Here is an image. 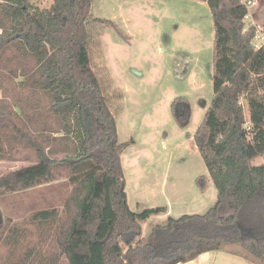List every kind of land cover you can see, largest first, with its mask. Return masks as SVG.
Segmentation results:
<instances>
[{
    "label": "trees",
    "instance_id": "trees-1",
    "mask_svg": "<svg viewBox=\"0 0 264 264\" xmlns=\"http://www.w3.org/2000/svg\"><path fill=\"white\" fill-rule=\"evenodd\" d=\"M196 1L213 23V95L193 140L216 200L202 214L167 217L140 240L141 223L166 209L136 213L127 204L120 156L132 141L118 142L87 44L88 25L111 22L89 18L91 0H52L47 9L0 0V70L29 93L24 105L0 99V162L25 164L0 175V197L70 186L62 213L28 219L47 230L45 240L54 234L56 253L32 249L19 264H184L228 246L264 264V45L253 44L242 0ZM181 107L189 103L177 98L170 109L178 123ZM197 184L204 190L207 181ZM2 221L0 213V229ZM7 233L0 244L17 246V228Z\"/></svg>",
    "mask_w": 264,
    "mask_h": 264
},
{
    "label": "rangeland",
    "instance_id": "rangeland-1",
    "mask_svg": "<svg viewBox=\"0 0 264 264\" xmlns=\"http://www.w3.org/2000/svg\"><path fill=\"white\" fill-rule=\"evenodd\" d=\"M29 4L47 9L52 0H29ZM263 10L264 0L249 8L260 15ZM89 18L111 22L88 25L87 44L91 68L116 119L118 142L132 141L120 156L128 207L136 213L166 209L141 223L139 239L145 240L151 228L167 217L202 214L216 200L215 187L193 140L213 95L210 11L205 2L196 0H91ZM244 22L247 27L250 19ZM263 40L264 24L258 27L253 44L261 45ZM7 73L0 70V99L24 105L29 93L16 86L20 78ZM177 98L189 103L179 110V121L185 126L170 110ZM261 163L262 158H257L252 165ZM23 165L0 162V175ZM202 177L207 181L204 190L197 184ZM69 190L66 180H61L2 201L9 211H4L0 234L3 237L7 230L17 228L19 244H0V264H19L32 249L43 255L56 253L54 234L45 240L47 230L40 231L28 219L47 208L62 213ZM233 248L241 251L228 246V250ZM58 264L68 262L61 257Z\"/></svg>",
    "mask_w": 264,
    "mask_h": 264
},
{
    "label": "crops",
    "instance_id": "crops-1",
    "mask_svg": "<svg viewBox=\"0 0 264 264\" xmlns=\"http://www.w3.org/2000/svg\"><path fill=\"white\" fill-rule=\"evenodd\" d=\"M257 2L258 0H255V5L257 4ZM263 17H264V10H263V15H260V14H255L249 11L248 9V16L245 19H250L249 25L254 26L256 30L258 31V27H262V25L264 24ZM8 197L10 196L6 195L3 197H0V213H1L2 220L4 219L3 217H5L4 211L5 213L9 211V209L5 208V206L2 204V201ZM48 209H53V208H47L43 210H48ZM8 220H10L11 224L15 223V221H12L11 218H9ZM4 235H5V232L3 236ZM184 264H257V263L247 260L244 257V254L242 251H239L238 249H233V250L207 252V253L201 254L193 261H190Z\"/></svg>",
    "mask_w": 264,
    "mask_h": 264
},
{
    "label": "built area",
    "instance_id": "built-area-1",
    "mask_svg": "<svg viewBox=\"0 0 264 264\" xmlns=\"http://www.w3.org/2000/svg\"><path fill=\"white\" fill-rule=\"evenodd\" d=\"M242 3H243V5H245V7H246L247 10H248L250 7H252V6L255 5V0H242ZM247 16H248V14H247ZM247 16H246V17H247ZM256 37H257V36H256ZM262 45H264V40H263V42H262L261 45H254V46H255V48H259V47H261Z\"/></svg>",
    "mask_w": 264,
    "mask_h": 264
}]
</instances>
